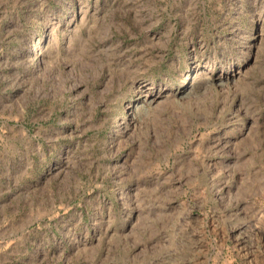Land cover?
I'll return each instance as SVG.
<instances>
[{"label":"rangeland","instance_id":"rangeland-1","mask_svg":"<svg viewBox=\"0 0 264 264\" xmlns=\"http://www.w3.org/2000/svg\"><path fill=\"white\" fill-rule=\"evenodd\" d=\"M0 264H264V0H0Z\"/></svg>","mask_w":264,"mask_h":264}]
</instances>
